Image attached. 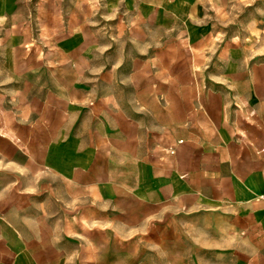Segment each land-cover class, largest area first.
<instances>
[{
    "label": "clouds",
    "instance_id": "obj_1",
    "mask_svg": "<svg viewBox=\"0 0 264 264\" xmlns=\"http://www.w3.org/2000/svg\"><path fill=\"white\" fill-rule=\"evenodd\" d=\"M148 2L153 12L144 17L139 11L131 13L126 0H76L84 19L74 31L87 33L89 41L84 52L70 51L69 59L53 51L54 30L44 40L31 41L32 47H48V52L41 53L37 60L47 63L59 93L56 102L43 111V86L40 93L25 95L31 85L23 89L6 87L23 82L24 75L0 68V245H6L10 238L3 226L8 225L21 243L42 244L48 237L53 247L62 246L58 251L67 256L65 264H88L99 258L103 248L93 240L99 241L111 231L119 237L120 248L135 238L153 241L149 250L158 257L155 264H181L184 259L193 264V254L195 264H220L222 260L234 264L240 258L250 264H264V232L249 231L248 216L242 214L250 209L249 197L264 200V194L258 193L254 184L233 189L230 179L225 180L222 190L218 189L217 182L225 175L221 166L235 168L237 160L231 154L221 159L218 146L208 151L203 143L190 139V133L196 132L193 120L204 111L206 89L209 97L220 94L208 88L207 80L226 84L230 92L236 93L226 96L225 124L229 127H233L229 120L232 103L238 108L237 129L242 127L240 116L252 125L256 122L253 117L264 118L261 111L248 108L238 83L249 61L264 55V29L257 28L255 19L248 26L251 36L246 39L254 50L236 68L234 76L228 75V63L217 57L228 37L225 29L233 24L244 27L237 17L257 0H197L205 6L207 21L215 22L214 31L216 25L220 30L210 47L193 54L191 67L172 56L183 47L187 59L191 49L188 21L201 26L195 6L184 19L169 11L167 5L173 0ZM161 9L164 22L158 23ZM210 11L217 15H208ZM256 11L264 16V10ZM7 24L8 17L0 15V37L15 30V23L12 29H6ZM239 35L237 32L234 43L239 42ZM193 78L202 81L195 94ZM76 84L90 88L84 92L74 87ZM8 97L10 107L5 105ZM70 105L83 111H70ZM203 118L206 122L216 119L207 112ZM53 130L63 131L65 143L71 137L88 145L77 146V153H95L90 166L71 179L58 170L57 163L45 158L41 148L49 143ZM240 136L239 144L228 147L239 149V167L246 168L250 161L243 145L251 141L247 132L241 131ZM252 147L256 159L264 161V142L258 141ZM145 161L165 167L168 176L162 179L174 185L178 186L179 180L173 173L180 180H191V190L174 188L169 193L137 185L131 174ZM102 183L112 186L115 199L93 198L92 189ZM217 199L221 207L212 211L224 215L213 226L201 215L209 210L207 202ZM38 211L43 216H37ZM180 214L181 219L168 222L169 216ZM173 225H180L183 234L181 227ZM64 234L80 241L70 254L75 246L63 241ZM184 248L187 251H182ZM217 251H230L232 256L215 255ZM11 259L0 252V264L5 260L11 264Z\"/></svg>",
    "mask_w": 264,
    "mask_h": 264
},
{
    "label": "crops",
    "instance_id": "obj_2",
    "mask_svg": "<svg viewBox=\"0 0 264 264\" xmlns=\"http://www.w3.org/2000/svg\"><path fill=\"white\" fill-rule=\"evenodd\" d=\"M79 20V19H78ZM67 22V25H70L74 22V18H68L64 20ZM77 21V20H76ZM79 22V21H78ZM66 23H63L65 26ZM79 25V24H78ZM55 31V30H54ZM75 31L67 33L63 38L55 36L52 39L55 41L53 46V51L58 55L69 59V52L75 49H80L81 52H84L85 46L89 41V35L87 33L82 34V39L76 41L74 45L66 44L67 40H70L74 36ZM191 49L187 52V59L184 58L185 49L180 48L179 52L174 53L172 58H179L184 61L189 67L192 65V57L194 53H200L203 49L198 47L196 43V35L190 34ZM47 51V50H46ZM217 57L223 59L225 63L229 65L228 75L234 76L236 68L244 61L240 52L234 53L233 50H224L221 52L217 51ZM259 68V67H258ZM50 82H37L30 81L28 84L37 86V90H28V93L25 95H30L34 93H40L41 86H43V92L40 95L41 99V111L48 105H52L56 102L58 98V89L56 88L53 79L51 70L49 67H46ZM256 67L250 66L248 63L247 71L242 74V79L238 81L240 85L241 98L245 100L248 108L250 110L261 111L262 117H264V80L256 76ZM255 81V82H252ZM208 88L220 93L218 96L209 97L207 89L202 98V103L204 105V111L198 113L196 118L193 120V125L196 128L195 133H190V139L196 143H203L204 147L208 151H213L218 146L220 149V157L224 158L225 155L231 154L234 160H237V165L235 168L231 166L222 165V171L225 175H221L220 179L217 182V188L223 189L224 182L226 179H230L233 189L238 187H244L246 185L254 184L256 185V190L258 193L264 192V161L256 159V150L252 147L253 144L258 141L264 142V118L253 117L256 121L254 125L248 124L244 120L243 116H240V123L242 127L237 129L235 127V122L237 120L236 113L238 108L236 103H232L229 109L231 115L229 117L230 123L233 124V127H229L225 124V104L228 102L226 96L232 95L235 96L236 93L230 92L229 87L226 84H213L211 80L205 81ZM202 83L195 78L191 80V87L193 94L196 93V87ZM74 87L82 89L84 92H87L90 88V85L87 84H76ZM21 102H24L25 97H20ZM215 109V111H213ZM70 111H83L76 108L75 106H69ZM207 112L210 115H215L216 119L206 122L203 118ZM244 131L248 133V140L251 143L243 145L246 148V155L249 157V166L246 168H240L238 163L239 149L228 147L233 143L239 144L241 140L240 132ZM64 133L63 131L53 130L49 137V143L47 145H41L45 153V158L49 159L59 165L58 170H62L69 179L72 178L74 174H78L80 169H85L90 166L92 160L94 159V151L89 150L86 153L81 152L77 153V146L80 148H88V145L82 141H77L74 138H69L68 143L64 142ZM235 137V141L233 140ZM234 173V174H233ZM134 182L137 185H148L155 191H166L173 192L174 188L177 191L181 190H191V180H180L179 177H176V174L173 173V177L179 180V185H174L171 181L166 178L168 176V171L165 167L159 166L156 163L149 164L147 161L141 164L140 168L131 174ZM222 194H224L222 192ZM93 198H103L104 200L115 199L116 193L109 184H101L98 189H92ZM251 200L249 211H242L243 215L248 216V229L253 233H262L264 232V201L260 200L257 196L249 197ZM195 203V201H193ZM210 207L209 210L202 212V216H210L212 218V224L215 226L216 220L218 217L224 215L223 213L214 212L212 209H218L221 207L219 199L216 201L207 202ZM0 224H3L1 222ZM6 231V235L10 238L6 244V255H10V251L13 247L12 242L17 243L15 240L12 227L8 225H3ZM219 252V251H217ZM218 255L223 256H232V252L218 253ZM14 258L11 259V264H14ZM4 264H7L5 260ZM234 264H250L248 260L243 258L236 259Z\"/></svg>",
    "mask_w": 264,
    "mask_h": 264
},
{
    "label": "rangeland",
    "instance_id": "obj_3",
    "mask_svg": "<svg viewBox=\"0 0 264 264\" xmlns=\"http://www.w3.org/2000/svg\"><path fill=\"white\" fill-rule=\"evenodd\" d=\"M126 6L131 13L135 14V12L139 11L144 17L153 12V5L148 0H126ZM193 6H195L201 26L195 27L192 21H188V32L197 36L196 43L199 48L204 50L211 46L212 41L220 30V26L216 25V30L214 31L213 25L215 22L207 21L204 4H198L197 0H173V4L167 5L170 12H175L176 15H183L184 19H187L193 11ZM257 8L264 10V0H257L256 4L245 8L243 13L237 17V20L243 23L244 27L241 28L240 24H233L225 29L228 32V37L220 45L218 52L224 50H233L234 53L240 52L244 60L251 54L254 49L252 44L246 39L251 36V32L247 30L248 26L255 19L257 28L264 29V16H261L256 11ZM224 11L226 12L227 9H224ZM0 15L8 17L6 29H12L13 23H15L14 31L5 33L3 37H0V68L22 73L25 77V80L21 83L6 86L14 89H23L26 85H29L30 81H37L38 77L39 82H50L49 73L46 69L48 67L47 63L37 60L41 53H47L49 49L42 45L32 47L31 41L46 39L47 34L52 30H55V39L57 37L61 39L65 34L73 32L78 24L83 23L84 19V13L76 7V0H30V2H26V0H0ZM208 15L215 16L217 12L210 11ZM37 17L40 18V23H37ZM68 18H74V22L70 25H67V22L64 21ZM163 18L164 12L161 9L157 16V22H164ZM63 23H66L65 26ZM116 25L117 27L119 26V21L116 22ZM237 32L240 34L239 42L234 43ZM74 34L70 40L65 42L66 44L74 45L76 41L82 39L83 33L74 32ZM9 35L10 39H8ZM6 44L11 46H4ZM249 65L255 66L256 76L264 80V55H257L249 61ZM31 69H37V71L34 72ZM31 86L30 90L38 89L35 84ZM10 99V97L5 99V105L9 107L8 101ZM91 211L93 213L97 212L96 209H91ZM36 215L43 216V212L38 211ZM182 216L183 214L169 216L168 222L171 223L172 220L181 219ZM68 219L71 220L73 217L69 216ZM201 219L207 220L212 224L210 216L204 217L201 215ZM173 227L181 226L173 225ZM188 227L192 228L194 226L188 225ZM76 230L80 231V229ZM181 234H183L182 227ZM14 236L17 243L12 242V246L17 248L13 249L12 247L9 255L14 258V264H65L67 256L62 255L58 251L62 246L53 247L49 243L50 238L46 237L42 244L30 245L21 243L16 233ZM185 239H187L186 236ZM63 241L75 246L69 250V254L70 251L76 250L80 244L78 239H72L68 234L63 235ZM118 241L119 237L111 231L104 234L103 239L99 241L93 240L97 247L103 245V248L99 253V258L95 261H89L88 264H155L156 259H158L155 253L149 250V245L153 241L144 240L140 242L139 238H135L123 248L118 246ZM182 251H187V248L182 249ZM0 252L7 256L6 245H0ZM218 253L216 252L215 255H218ZM191 259L193 264H195V254L192 255ZM77 264H80V262L77 261ZM181 264H188L187 259L182 260ZM220 264H227V261L222 260Z\"/></svg>",
    "mask_w": 264,
    "mask_h": 264
},
{
    "label": "built area",
    "instance_id": "obj_4",
    "mask_svg": "<svg viewBox=\"0 0 264 264\" xmlns=\"http://www.w3.org/2000/svg\"><path fill=\"white\" fill-rule=\"evenodd\" d=\"M260 194H264V192L263 193H260ZM258 198H259V196H257ZM260 199V198H259ZM261 200V199H260ZM262 201H264V200H262Z\"/></svg>",
    "mask_w": 264,
    "mask_h": 264
}]
</instances>
